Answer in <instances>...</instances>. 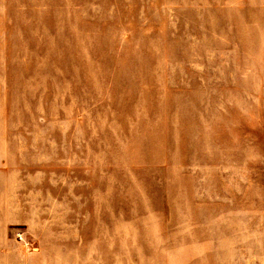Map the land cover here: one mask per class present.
Masks as SVG:
<instances>
[{"label":"rangeland","instance_id":"374dc122","mask_svg":"<svg viewBox=\"0 0 264 264\" xmlns=\"http://www.w3.org/2000/svg\"><path fill=\"white\" fill-rule=\"evenodd\" d=\"M0 264H264V0H0Z\"/></svg>","mask_w":264,"mask_h":264}]
</instances>
